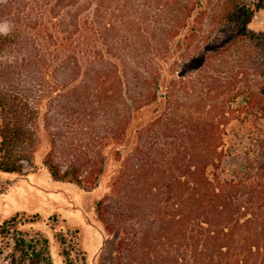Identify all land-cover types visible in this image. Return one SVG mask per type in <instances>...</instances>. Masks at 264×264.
I'll list each match as a JSON object with an SVG mask.
<instances>
[{
	"label": "trees",
	"instance_id": "16d2710c",
	"mask_svg": "<svg viewBox=\"0 0 264 264\" xmlns=\"http://www.w3.org/2000/svg\"><path fill=\"white\" fill-rule=\"evenodd\" d=\"M21 3L1 0L0 15H16ZM256 5L250 0H25V29L0 35L1 50L17 32L24 34L25 74L46 86L54 70L68 79L60 84L59 97L79 95L64 112L45 114L47 124L52 115L57 124L70 120L67 132L76 135L64 138L59 130L46 129L50 147L43 164L52 177L92 191L110 159L120 163L110 193L97 203L105 230L116 236V264H138L134 253L153 246L152 225L161 219L166 229L175 220L186 221L187 264H264V35L247 29ZM89 92L92 99L86 100L81 94ZM33 95L29 90L22 103L0 90V172L36 168L43 109ZM100 120L108 123V134L89 143L100 151L70 148L68 142L79 136L83 142ZM169 166L179 171L174 181L186 192L176 214L159 210L160 190L152 185L162 176L155 172ZM16 219L1 231L21 253L10 264H53L39 233L15 235ZM61 243L66 246V238ZM71 253L64 248L67 264L73 263ZM165 253L162 259L170 261ZM139 259L141 264L144 258Z\"/></svg>",
	"mask_w": 264,
	"mask_h": 264
},
{
	"label": "rangeland",
	"instance_id": "374dc122",
	"mask_svg": "<svg viewBox=\"0 0 264 264\" xmlns=\"http://www.w3.org/2000/svg\"><path fill=\"white\" fill-rule=\"evenodd\" d=\"M250 1L257 4V12L248 22L247 29L250 32L264 35V2L262 6H259L260 0ZM18 8L16 7V15L14 13L10 15V11L7 15L3 12L0 15V35L3 37L12 34L15 28L25 29V23H29L25 21V0H22ZM46 81L47 85L41 86L42 82L39 78L25 74V36L22 32H17V35L8 39L0 50V90L14 96L22 103H25V93L33 90L35 94L33 98L40 101L43 109L41 126L44 140L36 156L35 169L26 167L22 174L0 172V264H10V258L13 255H16L18 261L21 259V253L15 250V241L11 237L3 238L1 233L4 223L14 218L17 219L11 227L16 230L15 235H28L27 237L30 238L39 233L40 236L37 237L48 249L53 264H67L63 255L65 247L72 251L70 257L72 264H116V236L109 235L105 230V223L97 212V203L110 193L112 173L117 170L120 163L118 164L115 159H110L108 170L101 179L99 187L92 191H87L76 183L58 181L52 177L48 168L43 164L50 147L46 129L49 128L50 132L59 130L64 138L76 135L73 129L69 130L70 134L67 132V128L73 126L70 120L61 119L63 122L57 124L58 122L54 121L52 115L47 124L45 114L49 110H56V113L64 112L79 95L66 92L64 96L59 97L60 84L67 82L68 79L63 74L54 75V70L46 77ZM69 88L72 89V86ZM81 95L84 97L86 95V100L88 97L92 99L90 92ZM3 120L4 117L0 111V125ZM51 121H53V126H50ZM139 122L140 120L136 119L134 125L136 126ZM96 125L97 128L94 131H86L88 134L85 138L83 137V142L79 140L80 136L78 139L70 140L71 142H68L72 144L70 148L77 146L78 152L85 153L100 151L99 147H92L90 144L94 142L95 135L107 136L109 126L103 120ZM79 145L85 146L80 147ZM171 168L169 166L167 170L155 172L161 173L162 176L155 178L152 185L160 190L157 198L160 201L157 205L159 210L167 211L168 214H176L177 207L180 206V212L183 208L186 192L176 186L173 174L178 176L180 173L176 171V168L175 171H171ZM178 204L180 205L177 206ZM113 212H117V209ZM142 214L141 212L140 216ZM140 216L138 215V218L142 220ZM164 216L167 218V214ZM108 217L112 218L110 215ZM133 217L137 218L136 215ZM134 222H136L135 219ZM144 222L147 224L145 220ZM166 223L161 219L158 220V224L152 225L154 228L151 231L153 246L148 245L147 254L134 253L133 257L136 256L135 261L139 260L138 264H140L139 257L141 256L144 258L141 264H187L186 221L175 220V226L168 224V229L164 227ZM160 227L164 228L160 231ZM102 231L107 235V239ZM61 238H66V246L62 245ZM166 250L170 252V261L162 259V256L167 255ZM155 256H159L160 260L150 261ZM133 257L129 260L130 263L134 261Z\"/></svg>",
	"mask_w": 264,
	"mask_h": 264
},
{
	"label": "crops",
	"instance_id": "0c3cea01",
	"mask_svg": "<svg viewBox=\"0 0 264 264\" xmlns=\"http://www.w3.org/2000/svg\"><path fill=\"white\" fill-rule=\"evenodd\" d=\"M80 233V232H79ZM102 233L104 234V237L107 239V235L102 231ZM81 241V240H80ZM81 249H82V245H81ZM84 252V251H83ZM85 256H86V253L84 252Z\"/></svg>",
	"mask_w": 264,
	"mask_h": 264
}]
</instances>
